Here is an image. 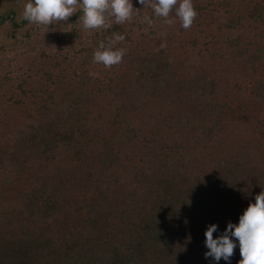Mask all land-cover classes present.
<instances>
[{
  "label": "trees",
  "instance_id": "1",
  "mask_svg": "<svg viewBox=\"0 0 264 264\" xmlns=\"http://www.w3.org/2000/svg\"><path fill=\"white\" fill-rule=\"evenodd\" d=\"M252 6L228 17L224 31L241 33L246 21L264 30V0ZM150 9L113 34L124 43L155 39L136 35L145 17L165 23ZM11 13L0 16V28L10 26L13 40L32 39V23ZM83 29L78 61L73 50L63 55L72 73L57 54L50 66L60 78L47 68L49 48L33 54L44 66L0 68V196L3 206L16 205L0 214V264H216L205 258L208 226L218 225L220 236L264 191V42L219 38L226 56L190 78L176 47H140L110 69L94 63L109 39L88 41ZM97 65L108 72L103 79L93 75ZM215 144L228 149L224 157L237 144L248 148L216 159Z\"/></svg>",
  "mask_w": 264,
  "mask_h": 264
},
{
  "label": "rangeland",
  "instance_id": "2",
  "mask_svg": "<svg viewBox=\"0 0 264 264\" xmlns=\"http://www.w3.org/2000/svg\"><path fill=\"white\" fill-rule=\"evenodd\" d=\"M150 1V0H149ZM262 1V0H193L194 6H199L201 8V13L198 14L197 18L195 19L193 25L191 28L185 30L181 27V23L178 18H176L175 13L170 14V18L175 20V23L172 25H168L166 23L159 24L155 20H153V23L150 25L148 23H143L140 27L137 26L138 31L136 35L139 36H146L150 35L149 33L152 32V38H155L153 40L148 41L149 39H145L144 37H139V43L136 41V37L133 39L134 41L131 42H117L113 46L118 48H125L127 49V54L129 52H137L144 50H154L153 47H156L154 45H157L158 48H160V45L162 43L166 44V47L163 49L165 50H174V48H178V57H180V60L184 62L186 69V75H188L190 78L195 77L196 75H199L200 73H203V71H207L206 68L210 67L212 64H214V61L221 60L222 57L226 56L225 53L226 49L228 48V44H216L215 42L222 37H236L237 35L242 36L247 44L252 42V44H256L259 47H262L260 43L264 42V30L258 29L256 25L253 24V22L246 21L245 23V29L240 32H233L235 34L229 33L228 31H224V24L225 20L232 16V15H239L243 14L245 16L248 15V12L252 9V3ZM27 2V0H0V16L4 14H8L9 12H12L11 15L14 13V17L22 20L23 16V5ZM134 8L138 9L139 11H135L138 14H143L145 11L144 5L139 3V0H132ZM150 10L153 11L151 8ZM82 12V10L78 9L72 17H74L77 13ZM154 15V12L152 13ZM67 21V23H62L58 25H50L44 26V25H36L32 23L31 29L33 38L30 40L21 41L22 39L19 37L18 39L13 40L11 37V27L7 25V27L0 28V68L4 67L3 69L5 72H7L8 65H17L18 66H29L30 64H33V62L36 61V63H41L44 66V62L39 55H33L34 52L38 50H53V54L48 58L50 52L46 55V58H48V64L46 65L47 68L51 69V72L53 74H57L56 77L60 78V72L55 70L54 68L50 66V60L54 57V54H57L60 56V61L63 63V67H66L65 70L68 71V73H72L73 70H70V65L68 64V61H65L64 59V52L66 50H73L71 52L72 58L77 62L79 59V45L78 42H82L80 39H76V30L83 29V21L77 24H73L71 21V18ZM110 23H112L113 27L110 29H96V30H85L82 31L79 30L78 32H82L84 38L86 40H108L112 41L115 38V35L113 34V31L118 27L120 24L115 23L114 18H110ZM241 27V26H240ZM240 33V34H239ZM81 34V33H80ZM155 35V36H154ZM215 41V42H213ZM109 43V42H108ZM107 45V44H106ZM156 47V48H157ZM222 52V53H221ZM78 56H76L77 54ZM75 54V55H74ZM77 57V59H76ZM44 58V60L46 59ZM232 58V57H231ZM233 59V58H232ZM84 60V59H83ZM234 60V59H233ZM47 61V60H46ZM178 62V60H177ZM181 62V63H182ZM7 67V69H6ZM227 68V65L224 66L223 71ZM65 73H67L65 71ZM211 73V72H208ZM108 72L107 70L101 66L97 65L96 70L93 72V75L98 78H104L107 76ZM55 77V78H56ZM44 80H42L43 82ZM20 82V81H19ZM19 82H15V86L19 84ZM49 91L52 92V89L49 87V84L46 83ZM1 90V89H0ZM1 93V91H0ZM3 94V93H2ZM58 95H60L58 93ZM6 100V98L4 97ZM220 104H224L223 101H220ZM15 108L20 111V106H14ZM259 107V106H258ZM257 107V108H258ZM12 109V108H9ZM8 109V110H9ZM261 109H264V105H261ZM227 113V112H225ZM26 124V123H24ZM3 126L2 124L0 127ZM258 137V135H255L254 137ZM234 145V144H231ZM2 146V142L0 141V148ZM240 146V149L243 150V147L245 149L248 148V146ZM208 147V144L206 143V146L203 145V151H206V148ZM240 149L236 148L231 151V154L227 157H224V154H227L228 149L223 144H215L214 148L211 149L210 152L213 153V155L218 154L216 159H222V158H228L230 156H233L234 154H240ZM226 151V152H225ZM61 156L64 157L67 162L70 161L69 153L67 154L65 151L60 152ZM207 154H209V151H207ZM68 157V159L66 158ZM65 159H62L58 162V164L65 163ZM69 163V162H68ZM64 165V164H63ZM78 164H73L72 167L78 168ZM264 166V162L262 164ZM28 166L25 167V173L24 174H32L28 172ZM0 174H3V170L0 166ZM94 186V185H93ZM93 188V187H91ZM94 189V188H93ZM6 197H9L8 193L6 194ZM5 198V197H4ZM3 197L0 196V214L2 213V210L4 208H7L9 211V206L12 205L11 210H14L16 205L13 203V201L8 200L4 203L5 206H3ZM11 213V212H10ZM15 215H18V213L15 211ZM90 217V215H88Z\"/></svg>",
  "mask_w": 264,
  "mask_h": 264
},
{
  "label": "clouds",
  "instance_id": "3",
  "mask_svg": "<svg viewBox=\"0 0 264 264\" xmlns=\"http://www.w3.org/2000/svg\"><path fill=\"white\" fill-rule=\"evenodd\" d=\"M139 3L144 7L150 6L155 18H163L168 25L175 23L170 18L175 10V16L185 30L191 28L198 16L193 0H152L151 3L149 0H139ZM78 9L83 11L85 30L110 29L113 27L110 18H114L116 24H123L132 20L134 10L139 11L134 8L132 0H27L22 16L29 23L49 27L67 23ZM145 21L150 25L153 23L148 17H145ZM124 39V35L116 34L107 45L101 42L93 54V62L103 64L108 69L122 63L127 49L113 45ZM164 47L166 44L162 43L160 48ZM217 228L218 225L211 224L205 232L206 259L211 258L216 264L223 259L231 264L237 247L235 238L239 242L241 255L238 264H264V191L256 195L255 202L245 209L238 224L229 222L223 234L214 238Z\"/></svg>",
  "mask_w": 264,
  "mask_h": 264
}]
</instances>
